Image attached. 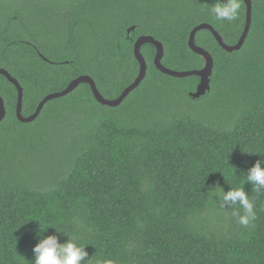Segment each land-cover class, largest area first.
<instances>
[{
  "label": "trees",
  "instance_id": "obj_1",
  "mask_svg": "<svg viewBox=\"0 0 264 264\" xmlns=\"http://www.w3.org/2000/svg\"><path fill=\"white\" fill-rule=\"evenodd\" d=\"M213 2L0 0V68L22 88L23 117L81 75L115 99L138 74L139 36L159 41L161 64L176 71L204 66L188 45L200 23L234 45L246 5L229 22L215 19ZM194 43L212 58L198 97L200 77L158 70L152 43L139 49L144 77L116 106L81 82L22 122L17 89L0 74V264L31 262L48 235L63 242L55 229L85 246L90 264H264V189L243 184L256 212L248 226L207 192L239 187L264 157V0H251L239 49L226 51L208 29Z\"/></svg>",
  "mask_w": 264,
  "mask_h": 264
},
{
  "label": "clouds",
  "instance_id": "obj_2",
  "mask_svg": "<svg viewBox=\"0 0 264 264\" xmlns=\"http://www.w3.org/2000/svg\"><path fill=\"white\" fill-rule=\"evenodd\" d=\"M209 7L216 20L231 22L241 15L243 0H214ZM262 165H264V157L257 159L247 169L239 187H230L225 192L218 184L214 183L207 191L211 193L212 197L217 198L221 206L227 204L228 208L233 209L232 215L237 218V222L242 226H248L256 219L255 205L245 192L243 184L250 183L257 194H262L261 190L264 189V167ZM233 169L236 168L233 167ZM236 206H239L242 213L235 210ZM45 229L39 224L37 235ZM55 232L63 233L66 239L61 242L54 234L39 239L32 248L33 259L31 262L26 261L27 264H90L89 254L85 251V246L78 245L74 238L61 230L55 229ZM104 264H111V262H104Z\"/></svg>",
  "mask_w": 264,
  "mask_h": 264
},
{
  "label": "water",
  "instance_id": "obj_3",
  "mask_svg": "<svg viewBox=\"0 0 264 264\" xmlns=\"http://www.w3.org/2000/svg\"><path fill=\"white\" fill-rule=\"evenodd\" d=\"M243 1L246 5L245 25H244V29L242 31L241 36L239 37L238 41L234 45H228V44L224 43L221 36L218 34V32L208 23H200V24L196 25L191 30L189 38H188V45L192 51H194L195 53H197L203 57L204 66L201 69L176 71V70H172V69H168V68L164 67L160 62V59H161V56L163 53L162 44L159 41H157L156 39H154L152 36H149V35L139 36L134 42V50H133L134 56H135V58L139 64L138 74L135 77L134 81L131 84H129L121 92V94L115 99H105L97 90L93 79L89 76L81 75V76L76 77L72 81H70L69 84L63 90L58 91V92L49 93V94L45 95L40 100V102L38 103L34 113H32L31 115H29L27 117H23L21 115L22 88L20 87L18 81L14 77H12L8 73V71L0 68V74L4 75L9 81H11L17 89V103H16V116H17V118L22 122L31 121L39 113V111L41 110V108L43 107L44 103L47 100L55 98V97H59L61 95H64V94L70 92L72 89H74L81 82H86L90 85V88L92 90L94 97L101 104H105L108 106L118 105L123 100V98L133 88H135L138 85V83L142 80V78L144 77L145 70H146V62H145V60H144V58H143V56L139 50L140 46L144 43H152L155 46L156 53L154 56V63H155V66L158 70H160L161 72H163L165 74H168L171 76H176V77H185V76H189V75L199 76L200 81L197 85L196 91L191 93V95L193 97H198V96L204 94L205 91L209 89V76H210L211 68H212V58H211L210 54L207 51H205L202 47L195 45V43H194L195 33L200 29H208L213 34V36L215 37L218 44L223 49H225L226 51L231 52L233 50L239 49L240 46L242 45L243 41H244L246 34H247L249 24H250V19H251V0H243ZM130 29H128V31ZM4 114H5L4 103L2 101V98L0 97V120L3 118Z\"/></svg>",
  "mask_w": 264,
  "mask_h": 264
}]
</instances>
